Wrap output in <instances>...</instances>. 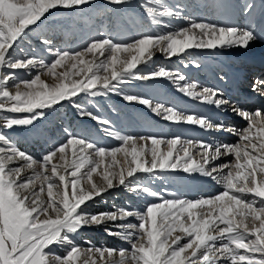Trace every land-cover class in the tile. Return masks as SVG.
I'll list each match as a JSON object with an SVG mask.
<instances>
[{"label":"snow or ice","instance_id":"obj_1","mask_svg":"<svg viewBox=\"0 0 264 264\" xmlns=\"http://www.w3.org/2000/svg\"><path fill=\"white\" fill-rule=\"evenodd\" d=\"M107 4L109 23L96 26L94 17L102 13L83 12L92 0H0V264H264V68L258 76L244 78L261 100L249 110L244 100L233 104L219 87L190 82L179 69L154 60L157 54L183 59L190 50L247 51L264 39V13L257 21L255 4L248 0H142L139 17L121 11L130 7L129 0ZM221 8L242 23L195 15ZM175 20L186 24L173 28ZM81 21L96 27V34L78 49L55 47L48 32L74 29ZM120 24L139 31L121 40L116 31ZM34 29H42L46 56L21 46ZM189 64L201 67L194 56L184 67ZM18 70L34 75L22 78ZM220 71V80L229 76ZM158 80L171 82L193 101L234 113L246 126L231 127L124 87L132 81ZM110 94L143 105L176 126L228 131L237 139L219 143L182 133L126 134L116 130L110 118L77 103L81 95ZM65 102L80 117L96 121L117 146H102L65 128L63 139L34 156L9 134L34 129L43 135L37 125ZM141 173L157 178L199 176L222 190L189 198L154 189L139 179ZM119 187L143 198V210L115 205L108 211L88 210L90 203ZM92 227H103L129 247L78 244L75 237Z\"/></svg>","mask_w":264,"mask_h":264},{"label":"rangeland","instance_id":"obj_2","mask_svg":"<svg viewBox=\"0 0 264 264\" xmlns=\"http://www.w3.org/2000/svg\"><path fill=\"white\" fill-rule=\"evenodd\" d=\"M142 0H129L130 7L121 10L125 15L129 17H139L140 9L138 4ZM170 3H196L197 0H167ZM222 3L221 0H219ZM244 1L242 0V3ZM248 2L254 3L255 14L258 12L256 17L257 21L260 20L261 14L264 13V0H248ZM111 11V6L107 4V0H92V6L90 8L83 9L84 13H102V15H96L94 17V24L99 26L101 22L104 25L109 23L107 16ZM223 11V12H222ZM221 12V13H220ZM224 13V14H223ZM224 11V8L210 11H198L195 15L205 16L210 20H219L221 23L229 24L228 14ZM57 19L62 18V14H55ZM227 18V19H226ZM51 19V17H50ZM228 20V21H227ZM175 20L174 22H177ZM159 31V28L154 29ZM42 29H34L22 42L21 46L29 51H34L40 56H46V52L42 51V45L40 41L44 38L41 36ZM116 31L119 32V39L124 40L133 36L138 29L134 25L120 24L116 26ZM96 34V27L81 21L74 29L59 30L56 32H48V36L53 39L55 47L67 48V49H78L83 45L89 38L90 35ZM224 53V52H220ZM156 65H165L163 63H155ZM17 75L22 78H30L33 73H28L25 70H18ZM48 79L47 77H42ZM51 82V81H49ZM170 83L167 80H161L160 84L164 87V90H170ZM168 86V87H167ZM249 87V81L247 83ZM126 91L131 93H139L146 95L144 82L132 81L130 84L124 86ZM171 101V99H167ZM77 103H80L82 107L94 110L105 118H110L113 121V125L118 131H122L126 134H132L133 128L128 119L127 113H136L138 109H143V105H139L135 102H127L122 97L115 94H110L107 97H96L92 98L89 96L81 95ZM233 118V117H232ZM242 120V118H239ZM156 121V120H154ZM229 121V120H228ZM245 122L244 120H242ZM129 123V124H128ZM227 125L230 122H225ZM233 123V122H232ZM147 125V124H146ZM37 128L42 130L43 135H37L34 129L28 130H17L10 132L12 138L21 146L24 150L33 154L34 156L41 155L45 149L51 147L58 139H63V129L67 128L70 131L78 132L83 136L89 137L93 140L99 141L102 146H117L118 141L114 138L107 137L103 134L101 126L96 122L87 117H80L78 110L67 102L63 104L56 114H53L48 121L42 122L37 125ZM164 127L162 124H155L143 127L144 130L150 129L156 132H162ZM169 130L168 128H164ZM229 133L228 131H224ZM196 138V137H195ZM220 141V140H219ZM139 179L145 184H151L154 186L153 180L158 179L157 177H151L147 174H139ZM217 185L220 190L221 187ZM207 187V186H206ZM161 189V187H157ZM146 201L138 197L136 194L127 191L123 187H119L114 190H110L108 194L102 198H97L95 202L89 204V211H108L112 210L113 206L117 207H129L131 209L139 208L143 210V206ZM132 222H135L134 219ZM76 242L80 245L86 246V241H91L97 246H110V247H129L127 242L120 240L118 237L108 235L103 227H92L83 229L78 236L75 237Z\"/></svg>","mask_w":264,"mask_h":264},{"label":"bare ground","instance_id":"obj_3","mask_svg":"<svg viewBox=\"0 0 264 264\" xmlns=\"http://www.w3.org/2000/svg\"><path fill=\"white\" fill-rule=\"evenodd\" d=\"M221 1L223 4L232 2V0ZM239 2L242 3V0H239ZM255 8L257 7L255 6ZM224 11L228 14L229 24L242 23L239 16H231L227 9H224ZM258 14V12L255 14L256 17ZM185 24L186 21L178 20L177 22H173L171 27H179ZM193 56L197 58L201 67L197 69L196 67L189 64V66L185 68L184 64L188 63V61ZM258 57L264 58V39H259L254 42L247 51L243 49L222 50L219 52L190 50V56L183 59L179 57L168 59L162 54H157L154 60L155 63H163L172 69H179L190 82L195 80L197 83L203 86L219 87L221 90L225 91V95L227 98L232 100L233 104L238 103L240 100H244L246 102V108L249 110H254L256 107L260 106L261 100L258 96H256V94L252 93L250 86H247L248 81L244 78L254 72V64L256 61H258L256 59ZM221 69L229 72V76H226L224 80H220L218 78L219 76L223 75V72L220 71ZM160 82L161 80L155 81L151 84L144 82L146 96L154 99L156 102H170L180 109L191 110L199 114L208 115L214 119L230 122L228 125L231 127L242 128L246 126L245 122L242 121L243 119H239L240 117L234 113L230 111L224 112L217 110L212 105H205L198 101H193L190 98L185 97L182 93H179L171 83L169 88L170 90L166 91ZM238 84L241 85L239 88L237 87ZM167 99H171V101ZM142 107L143 109H138L136 113H127L129 122L133 128V135H148L151 133H182L186 138L204 139L219 143H234L237 139L235 135L231 133H225L224 131L206 132L200 129L198 126H176L170 122L163 121L145 106ZM155 124H162L164 128L169 127V130H165L163 128L162 132H156L150 129L149 132L148 130L143 129L145 126ZM153 184L154 186L152 187L158 191L163 192L166 189L169 193L177 192L189 198L212 195L219 191L217 184H215V182L211 181L210 179L201 178L199 176L188 178L186 174L183 173L154 179ZM158 186L161 187V189H158Z\"/></svg>","mask_w":264,"mask_h":264}]
</instances>
